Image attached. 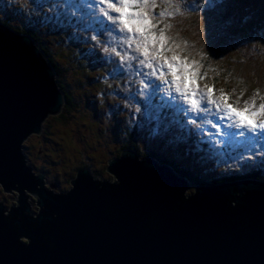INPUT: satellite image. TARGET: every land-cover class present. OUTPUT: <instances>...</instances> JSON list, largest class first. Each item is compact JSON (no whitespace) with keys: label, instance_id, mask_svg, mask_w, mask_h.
I'll return each mask as SVG.
<instances>
[{"label":"rangeland","instance_id":"rangeland-1","mask_svg":"<svg viewBox=\"0 0 264 264\" xmlns=\"http://www.w3.org/2000/svg\"><path fill=\"white\" fill-rule=\"evenodd\" d=\"M254 1L264 3V0H174L181 13L163 21L173 25L166 31L182 42L183 54L201 65V75H205L198 81L199 86H214L216 97L222 89L229 94L228 103L239 107L255 92L259 93L255 97L257 104L264 98V8ZM188 3L193 5L190 9L184 7ZM93 5L94 0H0V24L12 31L38 32L42 49L29 38L58 65V88L61 91L60 84L69 94L70 106L77 108L61 120L48 117L41 125L43 132L31 133L22 143L25 163L33 176L43 175L44 188L52 194L68 192L72 189L69 182L82 168L101 181L116 182L105 171L107 162L117 158L123 147L114 141L119 135L122 141L129 142L123 133L124 126L127 124L132 130L133 123L138 124L133 137L137 161L150 158L153 153L159 166L168 159L191 173L200 169L206 181L251 172H259L264 178V135L217 136V129L206 123L218 122L217 116L181 111L186 106L173 101L162 90L153 92L152 87H144L150 78L143 76L140 80L139 74L148 69L138 67L134 60L121 63L118 56L104 51L105 47H116L122 52L123 47L118 43L119 33L94 13ZM160 10L155 9L157 14ZM245 13L249 23L246 26L250 28L247 27L241 43L234 42L231 33L238 32L236 23ZM163 23L158 27H163ZM199 57L205 61L203 64ZM207 67L211 73L228 76L231 85L214 83L215 77L203 73ZM156 84L159 82L155 81L153 87ZM63 113L64 106L59 114ZM227 123L222 122V126ZM197 124L201 127L197 128ZM186 141L192 143L191 147ZM203 144L206 150L200 156ZM204 159L206 165L198 166L196 162ZM195 187L188 183L184 196L193 195ZM9 192H3L0 185L3 216H7L10 207H17L18 193ZM24 196L34 217L38 211L36 198L31 193Z\"/></svg>","mask_w":264,"mask_h":264},{"label":"water","instance_id":"water-1","mask_svg":"<svg viewBox=\"0 0 264 264\" xmlns=\"http://www.w3.org/2000/svg\"><path fill=\"white\" fill-rule=\"evenodd\" d=\"M54 71L28 36L0 25V185L18 193L7 216L0 204V264H264L263 183L185 197L169 167L124 151L105 169L116 182L82 169L66 194L47 191L21 150L63 107Z\"/></svg>","mask_w":264,"mask_h":264},{"label":"snow or ice","instance_id":"snow-or-ice-1","mask_svg":"<svg viewBox=\"0 0 264 264\" xmlns=\"http://www.w3.org/2000/svg\"><path fill=\"white\" fill-rule=\"evenodd\" d=\"M157 7L161 9L158 14ZM93 11L119 33L118 43L123 47L122 52L116 47H105L104 51L118 56L121 63L134 60L138 67L149 70L143 73L150 78L144 87H152L153 92L162 90L170 99L186 106L181 111L217 116L216 123L206 121L217 129V136L264 135V98L257 104L258 92L239 107L228 103L229 94L222 89L216 97L214 86H199L198 81L204 79L201 65L183 54L182 42L168 35L166 30H171L173 25L163 23L165 18L181 13L180 5L174 0H159V3L158 0H94ZM161 23L163 27H158ZM155 81L159 84L153 87ZM224 121L228 122L226 126H222Z\"/></svg>","mask_w":264,"mask_h":264},{"label":"trees","instance_id":"trees-1","mask_svg":"<svg viewBox=\"0 0 264 264\" xmlns=\"http://www.w3.org/2000/svg\"><path fill=\"white\" fill-rule=\"evenodd\" d=\"M255 2V4H257V6L259 7V6H262V8H264V3H260V2H257V1H254ZM264 2V1H263ZM244 4V3H243ZM193 5H191V3H188V4H185L184 5V7L186 8V9H190L191 7H192ZM246 16H247V13H245L244 14V17H241L240 18V22L239 23H236V24H238L237 25V27H238V32H240V33H242V34H240V33H236V34H233V33H231V39L234 41V42H238V43H241L242 41H243V39H244V35L248 32V29H247V27H249V26H246V24H249L248 22H247V20H248V18H246ZM223 17H224V15H223ZM222 17V19L224 20L225 19V17L223 18ZM225 26H227L226 24H225ZM250 28V27H249ZM15 32H18V33H20V34H23V35H27L28 37H30L33 41H34V43L37 45V46H39L40 48H41V46H40V44H42L41 42H40V40H39V38H38V32H32L31 30H26V31H24V29H13ZM240 35H242V37L240 36ZM233 38H237V39H240V40H238V41H235ZM42 49V48H41ZM43 51V50H42ZM43 53L45 54V52L43 51ZM45 56H47L46 54H45ZM47 58H48V56H47ZM198 59V61L200 60V62H201V64H203L205 61L201 58V57H199V58H197ZM48 60H49V64L51 65V67L53 68V70H56V78L57 77H59V71H60V69H59V67H58V65L55 63V62H53L52 60H50L49 58H48ZM210 71V69L207 67V69H203V73H208L209 74V76H212V77H215V80H212L214 83L216 82V81H219L220 83H222L223 85H227V84H230V81H229V77L228 76H223L221 73L220 74H218V73H211V71ZM203 75H205V74H203ZM142 77H143V75H141ZM226 77H227V79H226ZM60 83V82H59ZM234 84H236V83H234ZM231 85V84H230ZM239 85L240 86H242V84L241 83H239ZM59 86H60V89H61V91H62V93H63V95H64V113L63 114H58L57 116H53V119H55V120H61V119H63V118H65L67 115H68V112L70 113V110L71 109H73V110H77V108H74V105H71L70 106V104H69V94L68 93H66V92H64V89H63V87L59 84ZM243 87H244V84H243ZM74 114V113H73ZM70 117H71V115H70ZM69 117V118H70ZM68 118V119H69ZM67 119V120H68ZM66 120V121H67ZM134 129H136L135 128V126H136V123H133L132 125H131ZM124 128H125V131L123 132V133H125V137H127V139H129V142L128 143H126V139L124 140V141H122L121 139H120V137H122V135H119L118 136V138L116 139V140H114V141H116V143L118 142V145H120L121 143V146H123L122 147V149L120 150V152L122 151V150H124V149H127V148H129V149H132V150H134L137 154H138V151L135 149V146H134V141H133V137H134V134H135V132H133V133H131V131H133V130H130L129 128H128V126H127V124H126V126H124ZM147 130H149V129H146V131ZM40 132H43L42 130L40 131ZM39 132V133H40ZM155 132H157V131H155ZM122 141V142H121ZM126 143V144H125ZM123 144H125V145H123ZM160 151V150H159ZM199 153H202L201 152V150L199 149ZM150 155L151 156H153V158H155V159H157V157L155 156L156 154H153V153H150ZM116 156H120V153L118 152L117 153V155ZM202 156V155H201ZM117 157V158H118ZM195 161V160H194ZM196 162V161H195ZM162 164H166V165H168V166H170L171 168H172V170L178 175V176H180V177H183L184 179L186 178L187 180H189L190 181V183L192 182V183H194V184H192V185H212V184H218V183H221V181H224V180H219V178H213V177H211V178H209L208 180L209 181H206L205 179H203L204 177H202V171H200V169L199 170H196V171H193L192 173L191 172H188L187 170H185V169H187L185 166L183 167V168H179L176 164H174V163H172L170 160H168V159H166L165 161H163V162H161ZM197 164H198V166H203V165H206V163H207V160L206 159H204L202 162H196ZM26 164V163H25ZM102 168V167H101ZM182 169H184V170H182ZM103 173V172H102ZM258 173V174H257ZM98 174H100V173H98ZM254 174H255V176H254ZM241 176H243V175H237L236 174V176H234V177H230V178H228V179H231V180H237V179H240V177ZM246 178H249V179H255V180H263L264 181V179H263V177H261V175H259V172H256V173H246L245 175H244Z\"/></svg>","mask_w":264,"mask_h":264},{"label":"bare ground","instance_id":"bare-ground-1","mask_svg":"<svg viewBox=\"0 0 264 264\" xmlns=\"http://www.w3.org/2000/svg\"><path fill=\"white\" fill-rule=\"evenodd\" d=\"M248 139V138H247ZM253 146V145H252ZM254 156V155H253ZM254 158V157H253ZM243 159V158H242ZM259 160V159H258ZM261 162V161H260ZM179 167V166H178ZM258 174V173H257ZM254 176H255V174H254ZM70 185V184H69ZM9 191H11V192H13L14 190H9ZM14 192H16V191H14ZM23 193L24 194H27V193H29V192H27V191H25V190H23ZM18 206V205H17ZM39 210V209H38ZM36 215H38V211H37V214ZM35 215V216H36Z\"/></svg>","mask_w":264,"mask_h":264},{"label":"clouds","instance_id":"clouds-1","mask_svg":"<svg viewBox=\"0 0 264 264\" xmlns=\"http://www.w3.org/2000/svg\"><path fill=\"white\" fill-rule=\"evenodd\" d=\"M33 196V195H32ZM33 197H35V196H33ZM36 199H37V197H35Z\"/></svg>","mask_w":264,"mask_h":264},{"label":"flooded vegetation","instance_id":"flooded-vegetation-1","mask_svg":"<svg viewBox=\"0 0 264 264\" xmlns=\"http://www.w3.org/2000/svg\"><path fill=\"white\" fill-rule=\"evenodd\" d=\"M239 22H240V20H239Z\"/></svg>","mask_w":264,"mask_h":264}]
</instances>
